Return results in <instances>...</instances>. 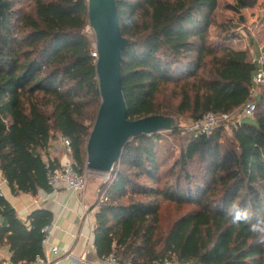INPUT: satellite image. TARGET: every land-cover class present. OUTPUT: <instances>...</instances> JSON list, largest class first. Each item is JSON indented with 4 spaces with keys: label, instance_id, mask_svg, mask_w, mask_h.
Here are the masks:
<instances>
[{
    "label": "trees",
    "instance_id": "1",
    "mask_svg": "<svg viewBox=\"0 0 264 264\" xmlns=\"http://www.w3.org/2000/svg\"><path fill=\"white\" fill-rule=\"evenodd\" d=\"M257 1L233 0L225 7L240 15ZM115 3L121 34L130 40L120 60L129 119L156 114L196 121L207 112L235 114L253 99L249 48L211 36L218 0ZM87 25V0H0V174L14 195L50 189L44 158L58 137L69 139L70 159L79 171L85 168L100 104ZM255 102L252 119L230 121L229 133L223 123L209 134L190 132L163 182L159 132L129 138L99 190L105 200L95 214L97 258L264 264V247L254 243L247 225L231 226L224 217L230 203L264 215V86ZM56 166L50 160L51 169ZM162 203L178 210L165 228ZM183 206L189 208L181 211ZM0 219V246L8 248L10 261L36 264L51 212L32 211L26 225L0 194Z\"/></svg>",
    "mask_w": 264,
    "mask_h": 264
},
{
    "label": "water",
    "instance_id": "2",
    "mask_svg": "<svg viewBox=\"0 0 264 264\" xmlns=\"http://www.w3.org/2000/svg\"><path fill=\"white\" fill-rule=\"evenodd\" d=\"M87 8L97 53L95 70L100 104L85 145V167L93 172L109 173L129 138L177 129L178 118L156 114L128 118L121 88L120 60L130 40L121 34L115 0H87Z\"/></svg>",
    "mask_w": 264,
    "mask_h": 264
},
{
    "label": "crops",
    "instance_id": "3",
    "mask_svg": "<svg viewBox=\"0 0 264 264\" xmlns=\"http://www.w3.org/2000/svg\"><path fill=\"white\" fill-rule=\"evenodd\" d=\"M263 43L248 40L245 41V46L234 47L230 43L229 46L236 49L249 48L250 55L253 56L259 53ZM262 86L264 84L257 87L254 93L253 99L255 101L259 99ZM45 158L53 161L55 165H60L70 159V156L63 146L53 140ZM102 183L101 179L100 181L96 178L90 179L89 190L87 191L85 188L81 195L67 189L63 183L48 190L41 189L36 195L27 193L14 195L0 174V194L9 202L18 218L26 225L29 223L27 218L32 211L44 209L51 212L50 237L48 245L43 249V255L49 258L48 264H76L74 257L84 256L89 261L98 259L93 247V229L98 191ZM0 223L3 224L4 220L0 219ZM52 246L57 247L58 252L56 254L50 251ZM9 261L10 252L8 248L0 246V264H7Z\"/></svg>",
    "mask_w": 264,
    "mask_h": 264
},
{
    "label": "rangeland",
    "instance_id": "4",
    "mask_svg": "<svg viewBox=\"0 0 264 264\" xmlns=\"http://www.w3.org/2000/svg\"><path fill=\"white\" fill-rule=\"evenodd\" d=\"M233 0H218V7L213 17L212 25L210 27L211 36L214 40H219L223 37H228L229 43L234 47L245 46V41L252 40L253 42H264V0H258L257 3L247 9H243L241 14H235L231 10L226 9L227 3H232ZM223 39V38H222ZM226 42V44L230 45ZM251 43V42H250ZM264 45V43H263ZM234 119H238L234 116ZM178 125V135L174 136L170 134V131L159 132L161 140L156 146V155L158 159V175L161 178V182L166 178L167 171L173 164L179 153L180 143L186 141L190 132L186 134H180L182 127L188 125L190 120L180 119L176 120ZM226 133L230 132V126L227 123L225 125ZM198 173V169H196ZM91 176L87 179L86 190L90 188V179L96 178V180L107 182L112 178V172L102 173L91 171ZM103 184V183H102ZM102 193V192H101ZM100 202H98L99 204ZM189 206L181 207V211L188 209ZM178 210L173 204L162 203L161 205V228L167 226L168 221H171L173 216H176ZM159 225V227H160Z\"/></svg>",
    "mask_w": 264,
    "mask_h": 264
},
{
    "label": "built area",
    "instance_id": "5",
    "mask_svg": "<svg viewBox=\"0 0 264 264\" xmlns=\"http://www.w3.org/2000/svg\"><path fill=\"white\" fill-rule=\"evenodd\" d=\"M83 33L91 37L93 36L92 28L87 25L83 29ZM94 38V36H93ZM91 55L96 59L97 53L95 49V44L93 43V51ZM252 61L255 64V70L251 78L252 83V98L254 93L256 92L257 87L264 84V45L261 47L259 53L257 55L251 56ZM256 102L254 99L248 101L239 111L235 114L232 113H212L207 112L205 113L199 120L192 121L184 127L181 128L180 134H186L192 131H198L203 134H209L213 128L218 126L219 124H227L230 121L234 122V116H237L238 119H252L253 113L255 110ZM237 120V119H236ZM231 122V123H232ZM60 146H63L67 152L70 151V141L66 137H58L54 140ZM45 168H46V181L50 188H55L58 184L63 183L66 185L67 189H70L74 192L83 194L87 179L91 176V171L86 167L79 171L76 168V164L71 160L68 159L65 162L61 163L60 165L56 166L55 169H51L50 167V160L44 158ZM105 200V195L98 191V198L97 203L102 202ZM49 225H46L42 228V233L44 234L41 240L42 249H44L48 245V239L50 237V229ZM50 251L54 254L58 252L57 247L52 246L50 247ZM76 264H136L133 261L121 262L117 259L114 254H110L106 257L89 261L86 257H74L73 258ZM36 264H48L49 258L42 256H37ZM7 264H19L12 261H9ZM158 264V263H154ZM168 264V263H166Z\"/></svg>",
    "mask_w": 264,
    "mask_h": 264
},
{
    "label": "clouds",
    "instance_id": "6",
    "mask_svg": "<svg viewBox=\"0 0 264 264\" xmlns=\"http://www.w3.org/2000/svg\"><path fill=\"white\" fill-rule=\"evenodd\" d=\"M224 217L231 226L247 225L254 243L264 247V215H257L250 207L230 203L224 208Z\"/></svg>",
    "mask_w": 264,
    "mask_h": 264
}]
</instances>
